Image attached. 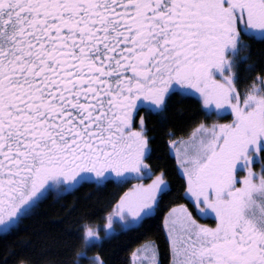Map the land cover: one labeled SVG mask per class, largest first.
Instances as JSON below:
<instances>
[{"label":"snow or ice","instance_id":"obj_1","mask_svg":"<svg viewBox=\"0 0 264 264\" xmlns=\"http://www.w3.org/2000/svg\"><path fill=\"white\" fill-rule=\"evenodd\" d=\"M244 37L264 41V0H0V231L53 191L133 180L105 238L114 218L142 225L170 189L141 113L198 94L209 115L233 119L169 141L188 201L164 219L170 264H264V167H252L264 163V69L239 90L230 56ZM81 228L73 264H105L87 256L99 229ZM158 256L148 241L130 264Z\"/></svg>","mask_w":264,"mask_h":264},{"label":"trees","instance_id":"obj_2","mask_svg":"<svg viewBox=\"0 0 264 264\" xmlns=\"http://www.w3.org/2000/svg\"><path fill=\"white\" fill-rule=\"evenodd\" d=\"M248 46L243 49L244 59L237 65L238 88L244 90L247 77L264 69V41L244 37ZM247 57V59H245ZM249 66L255 68L250 71ZM213 122L199 102L190 96L173 95L167 109L148 121L152 153L149 163L164 168L169 191L162 196L160 205L143 222L111 234L96 247H88L87 256L99 254L105 264H130L131 253L146 240L154 241L159 248L160 264H170L169 243L163 228V219L171 207L186 203L185 181L176 161L166 152L165 142L171 136L178 138L200 123ZM172 133V135H170ZM127 185L115 181L104 186L84 184L62 195L50 193L34 214L24 219L14 230L0 233V264H73L80 250L83 235L81 225H100L112 210ZM83 264L88 262L82 260Z\"/></svg>","mask_w":264,"mask_h":264},{"label":"rangeland","instance_id":"obj_3","mask_svg":"<svg viewBox=\"0 0 264 264\" xmlns=\"http://www.w3.org/2000/svg\"><path fill=\"white\" fill-rule=\"evenodd\" d=\"M241 57H242V55H241ZM197 98H198V94L197 95H195ZM199 99V98H198ZM201 103V105H202V107L206 110V108H205V106L203 105V103H202V101H200ZM207 111V110H206ZM212 116H213V122H211V124H213V123H216V124H219V123H228V122H230L232 119H233V117L231 116V114H230V111H229V113H228V118L226 117V115L227 114H225V115H223V116H217L216 114H215V110H213L212 111ZM211 124H207V125H211ZM198 126V125H197ZM196 126V127H197ZM196 127H194L193 129H191L190 130V132H188V134H186V135H184V136H181V137H178L177 139H178V141H180V140H188L190 137H191V135H192V132H193V130L196 128ZM172 152H173V157H174V159H175V161H176V165H177V167H178V164H177V160H176V149L175 148H172ZM252 167H253V171L254 172H256V173H259L260 171H261V168L262 167H264V163H255V164H253L252 165ZM178 169H179V167H178ZM180 171V170H179ZM181 173V172H180ZM148 181H145V183H147ZM137 183V182H136ZM55 195H57V193L54 191L53 192ZM184 204H187V203H184ZM154 212V211H153ZM168 213V212H167ZM167 215V214H166ZM165 215V216H166ZM165 216H164V219H165ZM164 219H163V228H164V232H165V234H166V237H167V230L165 229V227H164ZM202 223H206V222H202ZM210 223H212V222H210ZM107 224V219L105 218V220L100 224V225H97V226H95V227H97L98 229H99V234H100V236L102 237V238H104L105 237V232H104V228H105V225ZM131 226H134V225H128V226H125V225H122L120 222H119V220H118V218H114V223H113V229H114V233L115 232H117V231H119V230H123V229H126V228H128V227H131ZM2 232H5V231H0V233H2ZM148 241H150V240H146V241H144L143 243H141V244H139L133 251H135V250H137V249H139L142 245H144L146 242H148ZM92 257V256H91ZM158 260H159V257H158ZM86 264H88V262H85ZM81 264H83V262H81Z\"/></svg>","mask_w":264,"mask_h":264},{"label":"flooded vegetation","instance_id":"obj_4","mask_svg":"<svg viewBox=\"0 0 264 264\" xmlns=\"http://www.w3.org/2000/svg\"><path fill=\"white\" fill-rule=\"evenodd\" d=\"M243 49L242 50H240L236 55H235V57H231L230 56V59H234L235 60V63H236V65H238V63L240 62V60H243L244 59V56H243ZM241 55H242V57H241ZM236 70H237V66H236V68H234V71L236 72ZM237 73V72H236ZM177 94H179V93H177ZM180 95V94H179ZM183 96H190V97H193V98H195L198 102H199V104L201 103L200 102V100L195 96V95H183ZM201 105V104H200ZM201 108L204 110V112L207 114V115H209L208 113H207V111L202 107V105H201ZM164 112V111H163ZM163 112H160V113H154V112H145V111H142V115H144L145 116V118H146V134H147V136H148V138H149V148H150V156H151V153H152V145H151V140H152V137H151V134H149V130H148V121H149V119L151 118V117H153V116H158V115H160V114H162ZM228 116V114L226 115V117ZM229 117V116H228ZM227 117V118H228ZM207 124V123H206ZM208 124H211V123H208ZM170 140H175V141H178V139L177 138H173V137H171V136H169L167 139H166V142H165V146H166V152H167V154L169 155V156H172L173 155V152H172V146H171V144L169 143V141ZM173 157V156H172ZM174 158V157H173ZM175 160V159H174ZM243 174V173H242ZM137 181H130L129 183H127V184H123V185H127L129 188L131 187V185L132 184H134V183H136ZM128 188V189H129ZM54 192V191H53ZM53 192H51V193H53ZM186 203H188V201H186ZM201 222H206V223H210V222H212L211 221V219H206V220H201Z\"/></svg>","mask_w":264,"mask_h":264}]
</instances>
